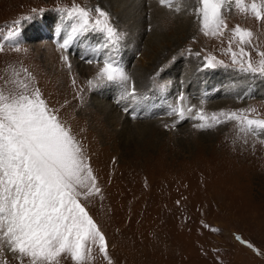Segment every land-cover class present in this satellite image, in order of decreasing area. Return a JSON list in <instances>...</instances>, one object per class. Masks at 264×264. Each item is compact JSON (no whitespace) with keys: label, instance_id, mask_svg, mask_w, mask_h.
<instances>
[{"label":"rangeland","instance_id":"1","mask_svg":"<svg viewBox=\"0 0 264 264\" xmlns=\"http://www.w3.org/2000/svg\"><path fill=\"white\" fill-rule=\"evenodd\" d=\"M186 1L176 0L171 6L162 7H171L176 15L186 14L189 9ZM95 2L98 0H0V91L5 94L19 91L25 83L30 90L39 89L50 110H56L82 143L99 192L81 202L105 236L112 264H264V134L242 133L234 120L201 130L194 127L199 121L179 120L170 114V106L182 104L185 109L193 108L190 115L200 109L209 116L221 110L254 109L247 113L249 117L264 119V79L239 73L231 63V56L226 54L231 30L239 25L253 33L251 43L244 47L251 53L253 63H257L258 53L264 52V20L255 19L250 12L241 14L233 5L232 11L224 13L227 29L223 36H205L194 13L195 18L184 31L176 32L177 25H173L174 34L167 37L171 43L164 42L161 46L162 49L178 47L172 52L176 57L170 63L179 60L181 75L192 65L198 68L196 73L212 76L209 73L214 72L221 76V81L208 88L201 87L199 94L192 96V103L185 96L181 102L178 100L181 93L174 92L178 89L176 79L161 77L164 69L160 66L155 73L152 71L149 90L136 92L141 98L140 108L153 103L155 111L148 119L129 121L114 108L119 109L123 89L115 85L92 89L88 84L96 76V70L89 73L86 67L100 65L101 68V64L87 61L91 57L93 61L102 59L103 51L95 50L103 45L104 38L94 32L79 38L80 34L70 43L68 52L61 47L63 42L53 43L59 31H63L65 39L71 30L72 21L62 20L66 13L60 9L79 5L94 10ZM245 3L250 6L252 0ZM177 4L179 11H175ZM194 7L196 1L193 12ZM119 11L108 13L112 24L124 34L120 46L124 61L120 65L130 77L132 71L149 68L150 61L146 59L151 54L154 58L157 53L154 50L160 45L146 50L147 58L138 63L151 31L150 26L146 27L142 46L129 63L125 62L137 47L135 39H130L132 34L127 36L126 43L127 25L143 15L149 19L150 14L143 12L137 16L140 11L134 9L133 20L124 22L120 29ZM92 15L95 17L96 13L93 11ZM16 21L20 23L17 25ZM165 22L159 20L161 30ZM57 24L59 28L55 29ZM13 30L18 35H12ZM179 46L185 47L184 56L177 53ZM232 49L237 50L238 43L234 42ZM59 50L65 55L61 56ZM209 56L228 67L206 68L205 58ZM69 58L75 59V65L68 62ZM234 81L239 87L231 85ZM132 82L127 84L129 91ZM222 100L235 104H228L225 110L205 108ZM135 121L142 123L133 125ZM127 125L135 127V140L149 147L142 146L126 156L120 142L126 139ZM147 125H155L157 129L151 133L146 130ZM91 256L89 264H108L98 246L93 247ZM5 261L18 264L7 248L0 254V264ZM60 264L74 262L70 257H61Z\"/></svg>","mask_w":264,"mask_h":264},{"label":"snow or ice","instance_id":"2","mask_svg":"<svg viewBox=\"0 0 264 264\" xmlns=\"http://www.w3.org/2000/svg\"><path fill=\"white\" fill-rule=\"evenodd\" d=\"M174 2L176 0H159L162 6H171ZM196 2L194 14L205 36H223L227 29L224 13L232 11L233 5L241 14L250 12L255 19L264 20V0L259 3L252 0L250 6L245 0ZM179 10L177 4L175 11ZM59 11L66 13L62 20L72 21L62 48L68 47L80 34L95 32L104 38L103 45L95 50L103 51L102 59L87 61L103 64L97 75L88 81L89 87L115 85L123 89L120 100L131 99L138 103L141 98L136 95L134 86L128 90L130 77L117 59L124 34L112 24L110 14L99 6L93 10L73 5L71 9ZM231 33L226 54L231 56L235 70L253 79H264V52L258 53L260 59L254 64L251 53L244 47L251 43V30L236 25ZM12 35L18 32L13 30ZM234 42L238 43L237 50L232 49ZM205 60L208 69L228 67L214 56ZM184 99L183 95L178 97L181 102ZM170 107V114L179 120L199 121L194 127L201 130L234 120L242 133L264 134V119H253L247 114L254 109L221 110L209 116L203 109L190 115L193 108L185 109L182 104ZM98 192L82 143L61 121L56 110H50L39 89L30 90L25 83L19 91L8 94L0 91V254L7 248L18 264H60L61 257H70L74 264H89L93 247L98 246L104 259L112 264L106 238L81 202Z\"/></svg>","mask_w":264,"mask_h":264},{"label":"bare ground","instance_id":"3","mask_svg":"<svg viewBox=\"0 0 264 264\" xmlns=\"http://www.w3.org/2000/svg\"><path fill=\"white\" fill-rule=\"evenodd\" d=\"M194 1H196V0H188V2L186 1L187 4L189 5V9H188V11H186L187 13L186 14L178 13L177 15L174 14L171 7L170 8L169 7H162V5L159 3V0H98V2H95L93 4V6L97 5V6L103 7L104 11H106V12L113 11L114 9H120L119 13L117 14V18L119 19L118 25H120V27H119L120 29L122 28L121 26H125L124 22L127 24V22H129L130 20H133L135 13H132V11H134V9L136 11H140L139 14H137V16L138 15L140 16V14L143 12H144V14L147 12H149V14H150L149 19H146V17H144L145 15L138 17V19H135L133 22L129 23L127 25V28L125 29L127 33L129 32L128 35H125L126 36V43H127V36L129 37V35H131V34H132V37H130V39L134 38L135 42H137L135 44V46H137V47L135 48V50H133L127 56V58L125 59V62L128 61V63H129V60L132 59L134 52L139 50L140 49L139 47L142 46L141 42L144 41V39H145L144 33L147 30L146 27L150 26L151 31L147 35L146 42L143 43L145 45L143 47L144 48L143 51H145V52L142 54L141 59H139L138 63H142V61H145V59L147 58L148 54L146 55V50H149L150 48L153 49L155 46L158 47L160 45L156 50L153 49L154 52H157L155 54L156 56L153 58V54H151L152 56L150 55L146 59V61L147 60L150 61L149 66H148L149 68L148 69L146 68V71L137 72V70H135V71L130 72L131 75H130V80L128 81V83H130V81H133L132 85L135 88V92H137V91L141 92V90H143V91L149 90V88H150L149 83L151 82L149 78H150V76H152L153 73H155V71L160 66H163V69H164V71H162V73H161V77L164 76L165 78H169L170 80H171V78H172V80L176 79L174 83H175V88L177 86L178 89H175L174 92L179 91V93L183 94V96H185L187 98L186 101H188L189 103L193 102L194 97H192V96L195 94H199L198 90L201 87H205V88L207 87L208 88L214 82L219 83L221 81V76L215 75L214 72L209 73L212 76L215 75L214 78L212 76L205 74V73H200V74L196 73V70L198 68L197 67L196 68L191 67L192 65L191 66L188 65V67H187L189 69L188 72H183L181 75L180 74V68H179V60H178V62L176 61L178 64L177 63H174V64L170 63L171 59L176 57V56H172L171 54H172V52L177 50L178 47L171 45V46L167 47L166 49L161 48V46L164 44V42H168V43L170 42L167 39V37L170 36V34L174 32V26L173 25H175V24L177 25V27H176L177 31L176 32L179 33V31L182 32V31H184L183 30L184 28L189 26V24L191 23L190 22L191 19L195 18V15L193 14L194 13L193 12ZM97 3H100V5ZM160 19L162 21H166L165 25L162 26L163 27L162 30H161V25L159 24ZM115 27L117 28V25H115ZM58 28H59V24L56 25L55 29H58ZM135 33H138V35L136 36ZM128 41H129V39H128ZM179 49L180 50L177 53L180 56H184L185 54H184L183 50L185 49V47L182 48L179 46ZM59 52L61 53V56L65 55V53L61 52V50H59ZM181 53H182V55H181ZM170 55H171V57H170ZM80 57H82V56H80ZM71 59L72 60L70 61V58H69L68 62H70L72 65H75L76 61H73L75 59L74 58H71ZM165 61H168V62L165 63L164 65H161L162 62H165ZM86 68L90 69L89 73H93L94 72L93 70H96L94 73H96V75H97V71H99L100 65L94 66V67H92V66L86 67ZM152 71H153V73H152ZM177 75H178V77H177ZM180 80H182V84H180V82H181ZM162 82H165V81H162ZM200 83H202V84H200ZM196 84L198 85V87H196L197 86ZM187 85H188V87H186ZM231 85H235V86L239 87L238 86L239 83H237L236 81L232 82ZM194 88H196V89H194ZM225 88H226V86H225ZM229 88H230V86H228V89ZM189 89H190V91H189ZM108 95H110V94H108ZM136 95L139 97V94L136 93ZM102 97H103V99L108 98V96L107 97L102 96ZM159 97H160V95H159ZM157 99H156V101H157ZM116 101H118V100H116ZM230 103H233V102L222 100L221 102L219 101V102H216L214 104H210L208 107H205V108L224 109L225 107H228L229 106L228 104H230ZM233 104H235V103H233ZM140 105H141V100H139L138 103H134L131 101V99H127V100H121L119 109L116 106L114 107L113 105H111V107H114L121 114V116H125L126 117L125 119H128L129 121H132L130 119H134V118H141V117L147 118V116L149 114H151L152 112L155 111V108H154L155 105L153 103H151L150 105H148V104L144 105L143 104L141 106V108H140ZM108 106L106 107V109H109ZM195 106H196V104H195ZM120 108H121V110H120ZM125 108H127V109L129 108L128 109V111H129L128 115H127V113L125 114ZM107 120L109 121L110 119L108 118ZM171 120H169V122ZM165 122H168V121H165ZM137 123H142V121H140V122L135 121V122H133V125L137 124ZM155 124L158 125L157 123H155ZM134 129H135V127H134ZM134 129H133V126L127 125L126 133H125L126 139H124L123 142H120V147H122L125 150L126 156L132 155V153L134 151L140 149L142 146H145L144 142L141 144L135 140L137 138H135V136L133 135L134 131H135ZM148 129L151 130V133H153V132H155V129H157V128L155 127V125H151V126H148V128L146 130H148ZM142 135H143V133L141 134V136ZM128 136H130L129 137L130 140H128L129 138L127 139ZM106 137H108V136H106ZM149 145H151V144H149ZM135 146H138V148L136 149ZM145 147H149V146H145Z\"/></svg>","mask_w":264,"mask_h":264}]
</instances>
